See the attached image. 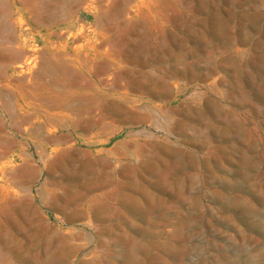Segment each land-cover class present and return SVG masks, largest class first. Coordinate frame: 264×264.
<instances>
[{
	"label": "rangeland",
	"instance_id": "rangeland-1",
	"mask_svg": "<svg viewBox=\"0 0 264 264\" xmlns=\"http://www.w3.org/2000/svg\"><path fill=\"white\" fill-rule=\"evenodd\" d=\"M3 46L0 264H264V0H0Z\"/></svg>",
	"mask_w": 264,
	"mask_h": 264
},
{
	"label": "crops",
	"instance_id": "crops-1",
	"mask_svg": "<svg viewBox=\"0 0 264 264\" xmlns=\"http://www.w3.org/2000/svg\"><path fill=\"white\" fill-rule=\"evenodd\" d=\"M46 43H47V46L45 48L49 51L46 52V54H47L46 62L45 63L43 62L41 64L40 72L42 73L43 71H45V72H50L53 74V71L57 72L58 62L56 61V59H58V52L55 51L56 46H54L53 42L47 41ZM15 49L16 48H13V47H9V49H8L7 46H3L2 51H4L7 55H6V57L2 56L4 52L2 53V51H1L0 52V55H1L0 56V62L5 63V62H7L6 59H10V58L12 59V57H10L8 55L9 53L14 54V55H18L19 51H16ZM63 61L65 63L64 65H66V73H68V67L73 66L74 64H72L69 61V58H66ZM23 77L24 76H19V78L10 79V81L8 82V86H5V87H9L10 91L12 92V95H11L12 97H15L17 94L15 102H17L19 100V96L21 95L20 92L22 90L28 91V89H33V86L27 84V82L25 81V79ZM5 81H8V80H5ZM10 83L13 84V86ZM16 111L19 112V110H16ZM47 112H48V114H50L52 116H56V114L58 112V105L56 104L53 107L51 105H48L47 106ZM17 114L18 115H16V118L22 119L21 115L19 113H17ZM52 116H50L51 120H53ZM56 125L58 126L57 122H56ZM0 128H1L0 130L3 131V127H0ZM41 130H42V126H39V127L35 128L34 130L30 131V134L33 137H37L38 135L41 134ZM0 147L3 148V151H7L8 149H11V148L21 147V145L19 144V141L15 137H13L9 133L7 134V132L5 131L3 134L0 133Z\"/></svg>",
	"mask_w": 264,
	"mask_h": 264
}]
</instances>
